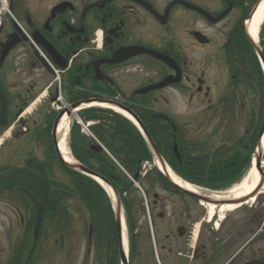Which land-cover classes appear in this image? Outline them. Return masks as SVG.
I'll list each match as a JSON object with an SVG mask.
<instances>
[{
	"label": "flooded vegetation",
	"instance_id": "flooded-vegetation-1",
	"mask_svg": "<svg viewBox=\"0 0 264 264\" xmlns=\"http://www.w3.org/2000/svg\"><path fill=\"white\" fill-rule=\"evenodd\" d=\"M257 1L6 0L0 9V90L7 120L19 119V132L11 139H27L17 150L28 152L19 166L38 172L44 169L46 152L55 154L51 142L59 112L52 104L57 89L65 103L117 101L144 124H168L177 141L189 135V124L196 125L207 142L203 145L213 143L211 139L228 142L223 151L229 158L239 156L238 143L240 152L254 147L264 126V76L246 20ZM186 4L206 10L213 21ZM258 41L264 56V39ZM58 65L66 67L59 87L50 84ZM139 89L155 90L136 95ZM173 90L184 99L182 109L193 108L179 117L168 111ZM35 103V110L26 114ZM146 114L149 119L144 120ZM179 169L206 177L216 172L192 164ZM168 190L181 196L185 207L151 200L154 243L149 242L145 254L138 252L139 264L144 256L147 264H249L264 258L259 201L231 214L209 216L198 200ZM14 213L23 229L30 214ZM21 250H14L15 264H22ZM0 264L14 263L0 258Z\"/></svg>",
	"mask_w": 264,
	"mask_h": 264
},
{
	"label": "rangeland",
	"instance_id": "rangeland-1",
	"mask_svg": "<svg viewBox=\"0 0 264 264\" xmlns=\"http://www.w3.org/2000/svg\"><path fill=\"white\" fill-rule=\"evenodd\" d=\"M209 1V0H205ZM211 1V0H210ZM260 38V35H259ZM171 97L169 101L171 103V108H169V112H171L172 116L179 117L187 110H192L190 106L188 108H183L184 99L174 90L171 92ZM185 106V104H184ZM178 111V113H175ZM192 123L196 124V119L189 117ZM75 120V117L72 116V122ZM190 130V142L194 144H200V148L203 151V148L206 149L209 147V150H212V145H203V143H207L204 138L200 137V134L197 131V126L189 124ZM43 142V141H41ZM14 143H7L3 147V151H10L13 148ZM203 146V147H202ZM0 156H4V153H0ZM49 157V156H48ZM151 168V163L145 165V168L142 170V174L149 172ZM47 172L50 170L46 169ZM57 181L63 182L69 181V175L66 172H63L62 169L56 167L55 176H53ZM154 177L150 172L147 176H140L138 180L139 187L134 184L128 191L124 198L128 200V203L132 209V219L133 225L137 231V235L135 237L136 243V256L130 262V264H139L140 260H138V252L140 251L143 255L147 252L146 247L149 244V239L147 238L148 232V221L150 216L154 213L150 206L151 200L156 196L159 199H165L171 207L172 205L176 209H182L183 201L181 200V196H178L170 191H166L164 187L160 184H152L151 178ZM262 199V202H259V206L261 208V213L264 214V196L260 198L258 196L255 201H259ZM174 200V202H173ZM254 201V202H255ZM173 202V204H172ZM255 202V203H256ZM148 203V204H147ZM64 206L60 207L61 215L58 217L59 211L55 212V217L52 219H46L47 227L45 230L43 228L41 237L38 240V248L35 253L30 257L31 264H98L104 261V258H101V254H99L96 249L93 250V258L89 255L87 258V249H88V230L90 225L89 217L85 213V209L83 204L76 200H67L64 202ZM122 211L124 222L126 223V230L129 234L128 225L130 220L126 216V210L128 207L124 208L125 205L122 202ZM147 204V205H146ZM254 204V203H253ZM20 208V206H11L10 199H7V196H0V258L2 260H6L7 258H11L13 253L14 244H17L24 238V229L20 228L19 220L14 213V210ZM21 209V208H20ZM204 212L207 213L206 208H202ZM244 210V209H243ZM22 211V210H21ZM192 211V209H191ZM245 211V210H244ZM165 212H168L165 209ZM170 209L169 213H172ZM233 211H230V213ZM243 212V211H242ZM229 212H224L226 214ZM56 218V221H54ZM54 225L52 226V224ZM153 224V223H152ZM153 232H155V226H152ZM152 232V231H151ZM128 241V236H127ZM137 241V242H136ZM31 237H29L28 241V249L31 246ZM129 246V241H128ZM142 263L147 264V257H142Z\"/></svg>",
	"mask_w": 264,
	"mask_h": 264
},
{
	"label": "trees",
	"instance_id": "trees-1",
	"mask_svg": "<svg viewBox=\"0 0 264 264\" xmlns=\"http://www.w3.org/2000/svg\"><path fill=\"white\" fill-rule=\"evenodd\" d=\"M80 116L84 121L97 122L90 126V131L130 176H135L143 162L152 161V155L146 142L138 130L126 119L102 109H88ZM147 119H149V116L145 115L144 120ZM145 127L162 157H164L172 167L179 170V168L193 163L189 160L188 153L184 151L186 149L183 148V146L181 147L180 144L179 153L181 159L178 160L175 157L172 152L173 139L170 128L167 125L161 124V126H157L145 124ZM70 134L73 156L91 171L106 178L118 190L122 202L125 207H128L130 210L128 200L123 197L124 193L132 187V183L128 177L105 153L94 151L91 148V139L86 138L80 133V127L78 125L74 124L72 126ZM246 158V164L244 166H247L249 162V157ZM243 160H238V164L244 163ZM193 165H195V163H193ZM63 170L69 175L70 181H72L75 187L73 189L70 185L59 183L57 189L54 190L55 194L58 195L62 191L74 193L86 205V208L93 214L94 218L98 217L95 222V230L98 232L96 235L97 240L106 242L107 245L112 244V242L115 241V239H113V236H115V226L109 200L105 192L90 178L72 170L65 168H63ZM19 176L11 175L2 182L6 183L9 181L14 184L22 185L23 183L32 181ZM182 176H185V174L182 173ZM42 179L46 185L48 182H51L48 180L47 174H43ZM192 180L200 183L199 180ZM208 186L210 185L208 184ZM25 190L34 195L33 189H28L26 187ZM36 190L39 193L41 192L38 185ZM57 191L59 193H56ZM104 230H106L105 234L104 232L99 234L100 231ZM103 234L104 236L101 237Z\"/></svg>",
	"mask_w": 264,
	"mask_h": 264
},
{
	"label": "bare ground",
	"instance_id": "bare-ground-1",
	"mask_svg": "<svg viewBox=\"0 0 264 264\" xmlns=\"http://www.w3.org/2000/svg\"><path fill=\"white\" fill-rule=\"evenodd\" d=\"M264 22V0L261 2V4L258 6L255 14L251 18V21L247 23L248 31L249 34L252 38L256 39L258 37V32L261 27V25ZM85 107H98V108H104V109H111L117 114H122L124 117L128 118V115L118 109L116 106L107 104V103H99V102H93L90 104H87ZM82 109V107L73 110L72 115L75 116L77 114V111ZM112 113V112H111ZM72 123V118L69 117L68 115H64L61 120L59 121L58 128L56 131V137L58 140V149L62 157L64 158L65 161H68L72 163V156L70 154V149H69V130H70V125ZM9 132H6L4 137L8 135ZM4 137L2 139H4ZM262 146H264V141L262 142ZM47 153V152H46ZM194 160L199 163V164H204L205 160L207 157L204 154H201L199 156L193 155ZM157 166L162 170V167L159 162H157ZM262 166L264 167V160L262 161ZM167 172L166 174L169 175L171 181L174 183L180 185L184 189L190 190L192 192L198 193V194H206L212 198H219V194H214L211 192H206L203 191L202 189H197L193 187L192 185L184 182L181 178L176 176L172 170H170L168 167L166 168ZM208 177L203 175L201 177V180H205ZM259 183V175L256 171L255 164L253 162V166L251 169L247 172V174L243 177L242 181L234 186L229 192H225L224 195L222 196H230V197H244L248 194H250L254 188L258 185ZM106 190L110 193V189L108 188L107 185L104 186ZM260 194H264V187L262 188ZM113 195V194H112ZM235 209V206H221L219 208V213L223 214L224 212L227 211H232ZM216 208L212 205L208 206V214L212 215L215 212ZM121 226L120 230L122 231V239H123V244H124V249L127 251V237H126V223L124 222V218L122 216V221H121Z\"/></svg>",
	"mask_w": 264,
	"mask_h": 264
},
{
	"label": "water",
	"instance_id": "water-1",
	"mask_svg": "<svg viewBox=\"0 0 264 264\" xmlns=\"http://www.w3.org/2000/svg\"><path fill=\"white\" fill-rule=\"evenodd\" d=\"M258 5L259 3H257L255 5V7L253 8L252 10V13L251 14H254L258 8ZM190 7H193L191 5H189ZM194 8V7H193ZM204 12V11H202ZM205 13V12H204ZM206 14V13H205ZM255 49L258 51V54L260 55V58L262 60V63L264 64V58L262 56V54L260 53L259 49L257 48V46L255 45ZM61 68H63L64 66L61 65L60 66ZM148 90H151V89H144L143 91H140V93H143V92H146ZM0 100H1V120L5 117V103L3 102V97H2V94L0 93ZM3 100V101H2ZM93 100H89V101H84V103H89V102H92ZM101 102H108L110 104H113V105H116L117 107H119L121 110L125 111L126 113H128V115H130L132 117V119L137 123V125L139 126V128L141 129L144 137L146 138L147 142H148V145L155 157V159L160 163V165L165 169V165H164V162L162 160V157L160 156L159 152L157 151L152 139L150 138L148 132L146 131L144 125L141 123V121L128 109L122 107L121 105L115 103V102H111V101H101ZM82 102L80 103H75L73 105H71V108H76L78 106L81 105ZM3 124V123H2ZM56 125V124H55ZM55 143V142H54ZM173 151L174 153L178 156V153H177V147L176 145H174V148H173ZM60 159H61V162L68 168H71V169H74V170H77V171H81L83 173H86L88 174L89 176L91 177H96L98 178L100 181H102L104 184L108 185L111 189H112V192L115 196V217H116V223H117V228H118V232H119V237H120V199L118 197V194L116 192V190L110 185V183L108 181H106V179L102 178V177H99L98 175L90 172L88 169L84 168L83 166L75 163V162H66L65 160L62 159V157L60 156V154L58 153ZM259 165H260V157L258 156L256 158V167L259 169ZM11 172H20V173H25L23 170H18V169H13V170H8V171H5L4 173H1L0 174V177L5 175V174H9ZM261 176L263 177L262 175V171L259 170ZM163 173V172H162ZM31 175V174H29ZM163 175H165V173H163ZM32 176V175H31ZM34 177V176H33ZM36 178V177H35ZM165 178L168 180L169 178L165 175ZM38 179V178H36ZM192 196L194 197H197L205 202H211V203H215L214 201L206 198V197H202V196H199V195H195V194H191ZM45 203H46V196H45V199H44V202L42 204H38V212H37V217H36V221H35V225H34V237L36 238L37 236V232H38V229H39V225H40V219H41V215H42V212H43V209L45 207ZM120 240V238H119ZM120 243V242H119ZM120 246V255H121V260H122V263L123 264H127L126 263V260L124 258V255H123V252H122V248H121V245L119 244ZM251 264H264V260H261V261H256V262H252Z\"/></svg>",
	"mask_w": 264,
	"mask_h": 264
}]
</instances>
